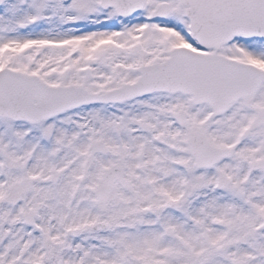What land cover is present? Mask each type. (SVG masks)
<instances>
[{
  "label": "snow or ice",
  "instance_id": "snow-or-ice-1",
  "mask_svg": "<svg viewBox=\"0 0 264 264\" xmlns=\"http://www.w3.org/2000/svg\"><path fill=\"white\" fill-rule=\"evenodd\" d=\"M0 264H264V0H0Z\"/></svg>",
  "mask_w": 264,
  "mask_h": 264
}]
</instances>
